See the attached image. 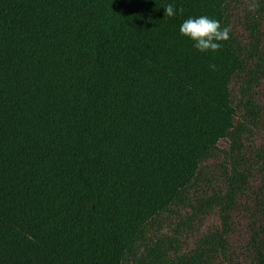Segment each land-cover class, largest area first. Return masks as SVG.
I'll use <instances>...</instances> for the list:
<instances>
[{"label": "trees", "instance_id": "trees-1", "mask_svg": "<svg viewBox=\"0 0 264 264\" xmlns=\"http://www.w3.org/2000/svg\"><path fill=\"white\" fill-rule=\"evenodd\" d=\"M259 3L0 0V264H264ZM201 15L218 52L179 31ZM181 208L218 224L148 237Z\"/></svg>", "mask_w": 264, "mask_h": 264}, {"label": "rangeland", "instance_id": "rangeland-1", "mask_svg": "<svg viewBox=\"0 0 264 264\" xmlns=\"http://www.w3.org/2000/svg\"><path fill=\"white\" fill-rule=\"evenodd\" d=\"M215 173L212 166L206 170L205 176H202L201 180L198 181L195 188L191 191L189 202H193L194 204V200H197L200 196H204V192L210 193V188L215 185V180L218 176ZM191 214L192 210L190 208L174 209V212L166 213L160 218L158 224L152 227L148 237L151 239L161 237L162 235L173 237V231H175V236L179 238L181 247L193 246V242L205 233L207 228L216 226L218 220L215 212L208 213L205 216Z\"/></svg>", "mask_w": 264, "mask_h": 264}, {"label": "clouds", "instance_id": "clouds-1", "mask_svg": "<svg viewBox=\"0 0 264 264\" xmlns=\"http://www.w3.org/2000/svg\"><path fill=\"white\" fill-rule=\"evenodd\" d=\"M260 8L259 0H248V11L255 13ZM183 15L184 9L177 7L172 3L164 7V15L174 17L175 15ZM182 36L190 38L194 41V47L200 52H218L223 42L231 38V26H222L221 21L201 15L198 18L189 17L185 19L179 29ZM213 70L215 65L211 66Z\"/></svg>", "mask_w": 264, "mask_h": 264}]
</instances>
